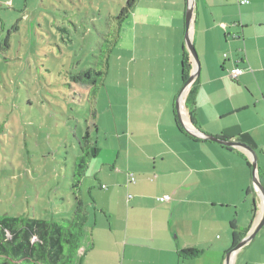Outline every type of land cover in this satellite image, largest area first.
<instances>
[{"label": "crops", "instance_id": "0c3cea01", "mask_svg": "<svg viewBox=\"0 0 264 264\" xmlns=\"http://www.w3.org/2000/svg\"><path fill=\"white\" fill-rule=\"evenodd\" d=\"M142 1L132 12L133 35L152 56L149 70L121 77L116 92L96 99L98 120L115 116L119 106L125 122L118 127L116 119L118 143L98 147L91 161L89 176L103 182L90 208L82 199L92 235L75 264H225L226 252L264 209L253 186L251 159L243 149L177 128L186 0H156L159 8L147 11L138 10ZM249 1L195 0L191 36L200 70L182 112L188 124L252 148L264 186V0ZM131 62L141 65L138 59ZM189 63L191 71L190 56ZM235 66L243 72L232 79L229 70ZM111 69L110 64L106 80ZM193 83L191 118L185 100ZM129 173L137 176L135 183H129ZM164 194L171 198L160 202L157 197ZM188 248L199 255L181 258ZM232 264H264V225L233 254Z\"/></svg>", "mask_w": 264, "mask_h": 264}, {"label": "rangeland", "instance_id": "374dc122", "mask_svg": "<svg viewBox=\"0 0 264 264\" xmlns=\"http://www.w3.org/2000/svg\"><path fill=\"white\" fill-rule=\"evenodd\" d=\"M126 1L0 0V216L60 222L71 217V174L80 153L77 138L84 133L89 113L88 89L73 82L72 75L90 66L107 16L117 14ZM156 6V0H143L138 10ZM134 9L122 23L110 55L111 74L97 100L116 92L121 77L149 70L152 56L143 50L145 42L133 35ZM141 33L138 24L136 35ZM134 59L140 67L131 62ZM116 109L122 111L96 119L98 133L93 138L98 147L118 143L113 136L116 119L118 127L123 125L125 112ZM91 161L80 184L89 208L103 182L89 176ZM91 235L88 223L83 246Z\"/></svg>", "mask_w": 264, "mask_h": 264}, {"label": "trees", "instance_id": "16d2710c", "mask_svg": "<svg viewBox=\"0 0 264 264\" xmlns=\"http://www.w3.org/2000/svg\"><path fill=\"white\" fill-rule=\"evenodd\" d=\"M139 0H127L117 14H109L106 21V30L100 32V40L95 47L96 54L90 60V66L73 73L75 83L85 85L87 90L88 118L85 119V130L78 137L79 155L71 174L70 189L74 199L73 213L64 222L45 220L39 218H26L24 216H0V264H75L79 260V250L83 245L84 228L88 220L86 205L80 192L83 178L89 162L99 152L97 140L93 133H98L96 99L110 68V55L120 37L123 21L130 15ZM62 29V28H61ZM183 83L190 74L189 54L183 49ZM193 83L185 105L191 118L194 117ZM177 128L188 134L179 123L175 113ZM239 242V241H238ZM238 242H235L236 245ZM233 245V246H234ZM200 253L197 249H183L180 257L194 258Z\"/></svg>", "mask_w": 264, "mask_h": 264}, {"label": "water", "instance_id": "95a60500", "mask_svg": "<svg viewBox=\"0 0 264 264\" xmlns=\"http://www.w3.org/2000/svg\"><path fill=\"white\" fill-rule=\"evenodd\" d=\"M194 5H195V0H186V9H185V17H184V22H185V31H184V43L185 47L187 49V52L190 56V58L193 61V67L192 70L190 71V74L186 81L183 83V86L181 87L176 101H175V110L177 114V118L179 123L182 125L184 130L196 137L200 138L203 140H209V141H214L219 144L228 146V147H237L240 149L245 150L251 159V173H252V182L255 190L257 193L261 196L264 202V186L260 180L259 173H258V165H257V158L256 154L253 151L252 148H250L248 145H246L243 142L240 141H233L230 139H225L221 137H217L211 134H208L204 131H202L199 127L193 125V124H188L184 117H183V99L184 96L189 88V86L192 84V82L195 80L197 77L199 70H200V60L198 53L195 49V46L192 41V36H191V29H192V23H193V12H194ZM264 225V209L263 213L259 219V221L253 225L251 230L242 238L239 240V242L234 245L229 251H227L225 255V264H232V257L233 254L242 246L247 244L258 232V230Z\"/></svg>", "mask_w": 264, "mask_h": 264}, {"label": "built area", "instance_id": "2783aa9c", "mask_svg": "<svg viewBox=\"0 0 264 264\" xmlns=\"http://www.w3.org/2000/svg\"><path fill=\"white\" fill-rule=\"evenodd\" d=\"M239 3L241 5H244V4H249L250 1L249 0H239ZM226 56V54L224 55ZM243 72V69L238 67V66H235L233 68H231L229 70V76L232 78V79H237ZM137 180L136 176L134 173H129L128 174V181L129 183H135ZM102 187H105L104 185ZM129 197H131V195H128ZM170 195L168 194H164V195H161V196H158L157 199L160 201V202H167L170 200Z\"/></svg>", "mask_w": 264, "mask_h": 264}]
</instances>
